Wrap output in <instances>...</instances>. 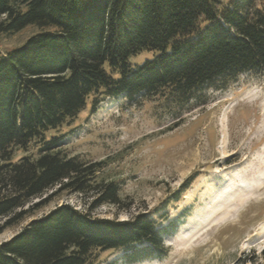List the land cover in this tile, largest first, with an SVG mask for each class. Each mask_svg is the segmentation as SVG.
Returning a JSON list of instances; mask_svg holds the SVG:
<instances>
[{"label":"trees","instance_id":"16d2710c","mask_svg":"<svg viewBox=\"0 0 264 264\" xmlns=\"http://www.w3.org/2000/svg\"><path fill=\"white\" fill-rule=\"evenodd\" d=\"M260 1L0 0V34L40 28L0 52V234L47 204L25 208L55 187L86 206L64 203L32 219L0 243V264H98L120 249L134 263L166 253L163 233L173 223L157 228L144 211L126 220L94 215L132 201L101 174L106 161L69 154L64 139L82 111L94 113L107 97L183 106L207 86L264 72ZM144 52L152 56L134 62Z\"/></svg>","mask_w":264,"mask_h":264},{"label":"rangeland","instance_id":"374dc122","mask_svg":"<svg viewBox=\"0 0 264 264\" xmlns=\"http://www.w3.org/2000/svg\"><path fill=\"white\" fill-rule=\"evenodd\" d=\"M39 30L29 25L0 34V52L23 46ZM150 56L144 52L134 62ZM217 86L183 106L163 98L107 97L74 121L65 149L106 161L101 174L132 201L128 210L104 204L94 215L126 220L144 211L157 228L173 223L163 233V255L129 263L120 249L102 253L98 264H264V72ZM56 189L33 199L25 208L50 200L0 234V243L61 204L86 209L81 195Z\"/></svg>","mask_w":264,"mask_h":264},{"label":"bare ground","instance_id":"6f19581e","mask_svg":"<svg viewBox=\"0 0 264 264\" xmlns=\"http://www.w3.org/2000/svg\"><path fill=\"white\" fill-rule=\"evenodd\" d=\"M217 198H218V197H217ZM212 201H213V200H212ZM212 201H211V202H212ZM200 227H201V226H200ZM196 230H197V229H196Z\"/></svg>","mask_w":264,"mask_h":264}]
</instances>
